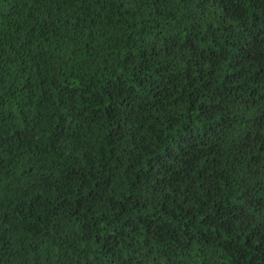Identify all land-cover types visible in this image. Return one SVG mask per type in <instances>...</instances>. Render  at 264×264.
I'll list each match as a JSON object with an SVG mask.
<instances>
[{"label": "trees", "instance_id": "trees-1", "mask_svg": "<svg viewBox=\"0 0 264 264\" xmlns=\"http://www.w3.org/2000/svg\"><path fill=\"white\" fill-rule=\"evenodd\" d=\"M262 132L264 0H0V264H264Z\"/></svg>", "mask_w": 264, "mask_h": 264}, {"label": "snow or ice", "instance_id": "snow-or-ice-1", "mask_svg": "<svg viewBox=\"0 0 264 264\" xmlns=\"http://www.w3.org/2000/svg\"><path fill=\"white\" fill-rule=\"evenodd\" d=\"M176 2L177 3H180V0H176ZM192 20H193V22H198L197 21V16L194 15L192 17ZM224 27L227 28V24H225ZM192 51L194 52L195 49H193ZM130 60H135V57H130ZM146 63H147V61H145V64ZM131 71L132 72L138 71V69L136 67V64H133ZM106 91H107V95L108 96H111L113 94V89L112 88H109ZM106 98H107V96L105 97V99ZM100 103H103V100H101ZM215 103L216 104H222V101H215ZM214 110L215 109H213V111ZM261 135H264V132H262ZM262 151H264V150H262ZM129 155H131V153H129ZM181 162L183 163V161H181ZM204 172H205V174H207L208 168H205ZM206 183H207V180L206 179L201 181V184L202 185L203 184H206ZM155 184H156V181L153 180L154 187H152L150 189V191L153 194L156 193ZM181 191H183V189H181ZM233 191H235V190H233ZM169 195H171V192H169ZM201 199H203V198L201 197ZM234 199L236 200V202L240 206H243V203H244V200H245V194L243 192H236ZM101 204H103V208H102V210L100 212L97 213V215L99 216V221L93 220L91 229L89 228V225L88 224H85L83 226V229H82V234H86L90 230H96V225L100 221H103V224H101L100 227L103 228L105 232H107L108 227H115V224L113 223V220L119 222L120 224H123L124 223V221L120 219V214L119 213L121 212V210L118 209V208H116V206L114 204H106V203H104V201H101ZM249 206H251V204H249ZM189 207L191 209H193V211H191V213H187L186 214V215H188V220H186L185 223H184V225H183L185 229L188 228L189 221H191L196 226H199L200 223H201V220L203 219V217H201L200 219H196V211H195V209L199 208V204L198 203L197 204H189ZM261 214L264 215V211H262ZM125 219H127V217H125ZM224 219L227 220L228 217L225 216ZM129 227L131 228V230L133 232L136 231V226L135 225H129ZM228 230L231 231V227L230 226H229ZM191 235H192L193 238L195 237V233L194 232L191 233ZM113 236L116 237L117 242H119V240H121V239L124 238V234L122 232L119 233V234H117L116 232H110V233H108V237L109 238H111ZM225 238L228 239L230 237H225ZM151 239H153L155 241V235H153L151 237ZM99 242H100L99 241V238L97 237V243H99ZM177 242L179 243V241H177ZM187 242H190V241H187ZM133 243H134V241H133ZM145 243H146V241H145ZM126 247L129 248V249H131L132 251H135V249H132V245L131 244L126 245ZM142 251H144L145 253H149V254L151 253V250H150L149 247H143L142 248ZM137 255H139V253H137ZM123 261H124V264H131L130 256L129 255L123 256Z\"/></svg>", "mask_w": 264, "mask_h": 264}]
</instances>
